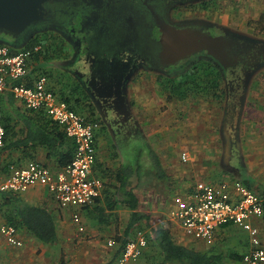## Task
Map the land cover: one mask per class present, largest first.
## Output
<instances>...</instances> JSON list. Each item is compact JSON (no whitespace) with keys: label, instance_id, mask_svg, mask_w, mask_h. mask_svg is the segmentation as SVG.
<instances>
[{"label":"flooded vegetation","instance_id":"1","mask_svg":"<svg viewBox=\"0 0 264 264\" xmlns=\"http://www.w3.org/2000/svg\"><path fill=\"white\" fill-rule=\"evenodd\" d=\"M195 1L55 0L44 4V18L21 37L0 34V43L22 48L34 38L52 36L62 44L64 53L59 47L56 50L65 58L55 67L69 76L72 96L88 97L79 106L98 118V147L106 132L117 137L115 124L131 120L128 117L134 109L128 96L132 89L139 90L141 83L153 76L180 82L186 74L206 67L212 78L207 85L215 100L216 80L223 81L221 126L224 122L230 128L226 140L237 144L244 137L241 121L250 87L257 78H264V35L251 31L249 25L221 24L202 16L201 5L185 6ZM165 28L200 32L206 36L207 47L171 62L164 52ZM132 125L141 129L137 120ZM219 139L223 142L221 135Z\"/></svg>","mask_w":264,"mask_h":264},{"label":"rangeland","instance_id":"2","mask_svg":"<svg viewBox=\"0 0 264 264\" xmlns=\"http://www.w3.org/2000/svg\"><path fill=\"white\" fill-rule=\"evenodd\" d=\"M190 4L197 7L201 5L202 16H209L214 21L221 22V24H240L244 26L242 28H247L246 26L249 25L251 26V31L257 30V32L260 31L264 35V0H197L195 2H187L185 6L187 7ZM113 29L117 30V27H111V30ZM45 41V37L42 38V42ZM52 53L60 56L55 52ZM57 70L61 71L62 68ZM197 71L199 76L205 78L203 83L204 89L195 94L191 89L187 88V97L185 98H180L179 90L175 92L171 90L172 86L174 84L177 85L179 81L170 83V80L166 79L156 80V76H153L148 82L146 80L143 81L139 90L132 89V94L128 96V103L130 107L133 104L132 109H134L132 110L134 114L132 113L128 117L131 120L125 119L121 124H115L113 130L116 127L118 128V133H114L117 137L114 139L111 137V134L106 132V135L102 136V143L98 147V159L101 161L102 166L106 167L109 171L107 177L103 178L106 186L113 185L112 183L115 181L114 174L122 166L130 165L134 170L136 168L137 170L140 169L141 174L139 177H133L130 181L132 185H135L134 187L140 199L141 206L139 211L154 217L153 223L149 224V222L143 221L141 228L137 229L146 232L147 235L149 234V228L157 224L166 225L174 229L173 224L167 219V210L170 206V201L175 196L183 195L187 191V187H191L195 182L201 180L219 182L225 177L221 175L224 168L220 165V158L223 157V153L222 141L219 139V135L222 136L223 140L229 139L228 135H231L230 128L224 126V122L221 126L225 87L223 81L218 78L216 81L219 88L217 87L216 89V95L222 96H216V100L213 99L214 95H212L207 85V81L209 79L212 80L211 76H209L210 70L206 67H200ZM66 74L62 72L58 75L53 73L54 79H51L52 76L49 77L47 75V77L49 85L57 93L63 90L66 95H71L68 90L69 76ZM201 77L197 78L200 80ZM74 96L83 97V99L78 101L79 103L88 99L87 96L82 94ZM72 100L75 102L76 99L74 100L72 96ZM128 115L129 113H127ZM133 115L135 116V121L139 122L142 130L133 127L132 122H135L133 121ZM129 121L131 123H128ZM241 123V136H244L246 139H252L255 142L240 143L242 151L244 147L248 149L254 145L255 147L258 146L256 145V141H259V145L264 144L263 77L257 78L250 87L245 114ZM174 126L177 127L171 128ZM214 128H217L216 132H214L215 130L210 131ZM172 129L180 132L175 136L170 135L171 137H167V131H172ZM216 134L218 138L214 137ZM210 139L212 140L210 141ZM255 139L257 140L255 141ZM214 142L216 143V152L210 153L209 147L213 146ZM227 144L232 149L238 148L239 145L230 141ZM225 146L226 144H224ZM260 147H263V145ZM149 148L162 157L166 179H158L155 176V170L152 167L154 161L150 159L152 152ZM183 151L188 152L187 160H183ZM262 154L264 157V150ZM226 156L227 154L224 155V157ZM236 161L240 165L241 161L236 158H233L231 162L237 164ZM231 178L235 177L232 175ZM241 178L252 181L244 170H242ZM130 214L131 211L128 208L122 207L117 209L112 216L108 217V222L102 225L94 223L95 221L93 222L91 219L86 221V230L92 237L86 235L85 238L91 240V242L94 240L93 242L96 241L101 245L97 246L100 252L98 253V250H95L97 247H94L90 250L91 252L93 251V254L89 253L88 260L86 259L82 264H117L119 260L114 261L115 251L119 247L116 236L124 235ZM261 222V236L264 243V221L262 220ZM174 223L179 226L178 222L175 221ZM178 226H175L172 232L177 233ZM179 230L181 231L179 235H182L183 230ZM229 231L232 232L231 237L226 238L220 244L216 243L214 245L224 255L222 264H247L242 259L231 258L230 254L242 255L240 252L244 250L243 245L246 246L247 240L245 238L248 237V233L237 226H232ZM236 237L243 239L245 244H241V241L238 239L236 243L233 242L232 240H235ZM109 239H115L116 245L114 247L107 245ZM74 243L76 244L75 241ZM76 247L82 253L84 249H88L86 245L83 246V249L78 244L75 245ZM155 248L154 256H157V261H160L163 257L162 253L158 246H155ZM249 249L244 252V255ZM73 258H75L74 261H77V256ZM140 262L143 261H136L135 264Z\"/></svg>","mask_w":264,"mask_h":264},{"label":"built area","instance_id":"3","mask_svg":"<svg viewBox=\"0 0 264 264\" xmlns=\"http://www.w3.org/2000/svg\"><path fill=\"white\" fill-rule=\"evenodd\" d=\"M38 45L34 51L40 50ZM32 50L13 52L10 46L0 44V95L10 91L25 107L44 110L60 124L76 145L73 160L65 167L54 169L37 162L12 165L9 175L0 182V214L2 193L23 192L42 185L47 188L61 209H74L73 221L84 231L80 210L96 203L105 187V181L96 168L98 158V123L73 110L49 85L47 75L40 74L32 86L24 81L29 72ZM5 145V128L0 123V151ZM186 158V155H183ZM171 217L188 236L204 242H213L217 232L228 226L244 229L250 239V249L243 260L247 264H264V243L257 220L264 221V194H260L240 180L220 183L199 181L193 189L174 197ZM7 242L22 246L17 229L11 224L0 225ZM113 240L109 241L112 245ZM147 237L139 231L129 240L119 258V264L136 260Z\"/></svg>","mask_w":264,"mask_h":264},{"label":"trees","instance_id":"4","mask_svg":"<svg viewBox=\"0 0 264 264\" xmlns=\"http://www.w3.org/2000/svg\"><path fill=\"white\" fill-rule=\"evenodd\" d=\"M45 40V42H42V38H34L30 43L22 48H10L13 52L31 49L32 59L35 62L43 60L45 63L50 61L53 50H56L54 44L59 47L58 49L62 53H64L65 49L62 47V44H59L55 37L45 36ZM38 45L41 46L40 50L34 51V48ZM38 66L39 65L32 69V74L40 71V74L51 76L48 69L42 68L45 69L42 70L41 67ZM197 77H201L198 75L197 70L186 74L180 78L181 81L178 82L177 85L174 84L172 86L171 90L173 92L179 90L180 98L187 97V88L191 89L192 92L203 90L205 78L201 77L199 80ZM22 81L23 80L17 82ZM208 81L211 80L209 79ZM173 82V80L170 81V83ZM27 85L32 86L33 83H27ZM197 87L199 90H197ZM52 89L55 90L54 88ZM55 92L57 91L55 90ZM58 94L60 99L67 102L73 110L86 115L89 120L94 122L98 120L94 112L82 111L79 106L80 103L78 102V100L82 98H79L74 102L72 100V96L66 95L63 90L62 92H58ZM216 96L220 97L222 95ZM0 98L6 101L7 106V109L0 110V123L5 128V145L0 151V182L4 177L9 175L12 165H21L20 161H14V158L12 160L11 155L14 152L21 153V157L16 160H20L22 158L33 159V152L45 149L48 152V156L46 157L47 161H49L50 158H54L52 160L54 163V169L65 167L73 160L76 149L75 142L66 134L63 127L56 121L52 120L44 110H34L29 109L24 105H17L15 103L16 99L11 92H6L3 95H0ZM149 149L152 152L155 176L158 179H166L165 171L162 167L160 158L153 152V150H151V148ZM50 162L51 161L43 162L41 164L50 166ZM96 168L98 173L100 172L99 175L102 178L107 177L109 171L106 167L102 166V163L98 158ZM139 171L132 169L130 165L122 166L115 174L117 182V186H115L116 191H112L109 188L110 190L106 193L105 199L107 209L115 210L118 205L121 204L126 206L131 211L124 235L116 238L119 242V247L115 251L114 261L121 257L126 243L131 238L134 230L141 228L143 221L146 223L150 221L149 215L143 214L139 211L140 199L136 195L133 187H131V176L133 175L138 178ZM107 187L111 186L107 185ZM116 195H119V197L121 196V198L117 199ZM17 196V193L14 192L2 193L1 198L3 206H9L12 205V203H15V206L17 207H14L12 211L10 223L15 225L17 228L25 229L30 235L34 236L37 240L43 243H55L58 240V229L53 213L46 207L21 204L22 202ZM96 210L100 214L98 215L100 217L99 220L103 222L105 219V208L98 206ZM102 214L103 216L101 217ZM150 233L153 235V239L160 248L163 256V261L159 264H222L223 262L224 256L222 254L213 253L210 250H197L193 247L178 243L172 235L171 230L164 225L153 227ZM149 239L150 238L148 237V240ZM232 258L242 259V257L238 254H234Z\"/></svg>","mask_w":264,"mask_h":264},{"label":"crops","instance_id":"5","mask_svg":"<svg viewBox=\"0 0 264 264\" xmlns=\"http://www.w3.org/2000/svg\"><path fill=\"white\" fill-rule=\"evenodd\" d=\"M4 44L8 45L7 43H4ZM10 47H12V46H10ZM54 47H55V49H57L58 46L54 45ZM53 52L58 53L56 50H53ZM64 58H65V56L63 57V55L57 56L56 54L52 53V58L50 59V61H48L46 63L43 60H39L38 62H35L32 59L30 64H29V72H28L27 76L25 77V79H23V81L25 82V84H27V83H31V84L33 83L34 84V81L38 77V75H40V72L37 71L34 74H32L31 71L37 65H39L38 67H41V69L42 68H45V69L48 68V71L51 73V76H52V77L51 76H49V77H51V79H54L53 73L58 75L59 73L62 72V71L57 70V68L55 67V64L61 63V61L64 60ZM7 92H10V91H7ZM3 94H1V95H3ZM73 97L76 100L79 98L83 99L82 96H73ZM15 103L19 106L23 105L17 99H16ZM216 107H217V105H216ZM2 109L3 110L7 109V106H6V101L2 100V98H0V110H2ZM224 126H225V123H224ZM175 127H177V126H174L171 128H175ZM179 132L180 131H175L174 129H172V131L168 130L167 131V137L175 136ZM256 140L257 139H255V141ZM247 142L252 143L254 141L252 139H249V138L246 139L245 137H243L242 141L237 143V144H239L238 148L235 147V149H232V148H229L230 146L227 144L228 143L227 140H223V142H221L222 143V153H223V157L226 154H227V156L224 158L223 157L220 158L221 159L220 165H221V167L224 168L221 175H224L225 177L222 178V180H220L219 182H209V181H205V182L217 184V183H220V182L225 181V180H228V181L240 180L243 183H245L246 185L253 188L258 193L264 194V157L262 154V151L264 150V144H262L263 147H260L262 145H259V141H256L257 142L256 145H258V146L255 147V145H254L252 148L250 147L248 149H245V147H244L243 151H242L240 143L243 144V143H247ZM101 143H102V141H101ZM215 144L216 143L214 142L213 146L209 147L210 153L213 151L216 152ZM224 144H226V146L228 148L226 146L224 147ZM151 150H153V149H151ZM153 152L155 153L154 150H153ZM47 153L48 152L45 149L42 151L39 150L38 152H33L32 158L35 160L23 159V158L20 160H16V159L21 157L20 152H14L11 156H12V160L14 158V161H20L21 165H26L27 163H29L31 161L37 162L39 164H41L43 162L51 161L49 167L54 168V163L52 161L54 158H50L49 161H47V158H46L48 156ZM155 154L158 155L157 153H155ZM187 154H188V152L183 151V155H186V158L185 159L183 158V160H187ZM158 157L160 158L161 163H162V167L164 169L162 157H160L159 155H158ZM233 158L240 160L241 161L240 165H239L238 161H236L237 164L232 163L231 161ZM150 159H152V156L150 157ZM222 160H225L226 163H225V161H222ZM121 166H122V164H121ZM152 167H153V165H152ZM120 169L121 168H119L118 170H120ZM242 170L245 171L246 175L249 176L252 181H250L248 179L246 180V179L241 178ZM164 171H165V169H164ZM115 174H116V172H115ZM115 174H114V177H115ZM138 174L140 175L141 172L139 171ZM165 175H166V171H165ZM232 175L235 178H231ZM133 177L137 178L136 176L132 175L131 179ZM197 182H199V181H197ZM197 182H195L194 185H192L191 187H187V191L185 193H187L188 191L193 189V187L195 186V184ZM112 184L113 185H111V190L116 191V187H115V186H117L116 178H115L114 183H112ZM114 184H116V185H114ZM131 185H132V182H131ZM134 186L135 185H132L131 187H133L136 195L138 196L137 190L134 188ZM109 188L110 187H107L105 185L103 192H102L101 196L97 199L96 203H94L90 207H87V208L80 210L81 215H82V221L81 222H82V225L84 226V231H79L78 225L73 221L74 209H68V210L67 209H61L59 204L56 202V200L50 194V192L47 190L46 187H44L42 185H36V186L29 188L26 191L18 192L17 197L22 202L21 204L46 207L53 213V215L55 216L56 222H57L58 240L55 243L46 244V243H43V242L37 240L34 236L30 235L25 229L16 227L18 236L23 241V245L22 246H14V245L9 244L6 240V238L0 232V264H82L83 261H86V259L88 260V254L89 253L93 254V251L91 252L90 250L93 249L94 247L100 246L101 244L97 243L96 241L93 242L94 240H92V242H91V240H87V238H85L86 235H90V233L86 230V221L88 219H91V220H93V222L95 221L94 223L102 225V224L108 222V217L112 216V214H114L117 209L122 208V207L123 208L126 207V206L119 204L115 210L107 209L105 197H106V193H108V191L110 190ZM116 196H117L116 197L117 199L121 198V196L120 197L118 195H116ZM138 198H139V196H138ZM173 200H174V198H173ZM173 200L170 201V206L167 210V213H168L167 219L171 222V224H173V228L175 229V226L177 227L178 225L176 223H174L175 220L170 215V210H171L172 206H174ZM15 205H16L15 203H12V205L3 206L2 212L0 214V225L11 224L10 218L12 216V211H13L14 207L17 208ZM17 206H19V205H17ZM98 206H102L105 208L104 222H101L99 220L100 217L98 215H100V214L96 210V208ZM140 206H141V203H140ZM102 216H103V214L101 215V217ZM149 219H150L149 224H151V222L153 223L154 217L150 216ZM261 221L262 220H257V224L259 225V227H260V224L262 223ZM11 225H13V224H11ZM158 225L159 224L154 225L153 227H156ZM13 226H15V225H13ZM164 226H166V225H164ZM153 227L149 228V234H148L149 238H150L149 240L147 237V233L144 232L146 234V237H147V245L144 248H142L140 256L136 260H130L127 264H135L136 261H141V260L143 261V262H140L142 264H159L163 261L162 259L160 261H157L158 260L157 256H154V250L156 249L155 246H157V244L153 239V235L150 233L151 229ZM166 227H168V226H166ZM231 227L232 226H228V227H225L223 229H220L217 232L216 237H215L213 242H204L203 240L194 239L193 237L186 235L184 233V231L182 232L183 233L182 235H179V233H181V231L179 230L181 228L179 226H178L179 229H178L177 233L172 232L174 229H171L170 227H168V228L171 230L172 235L174 236L175 240L178 243L184 244V245L189 246V247H193L194 249H197V250H204V248H206V250H210L213 253L221 254L214 247V245L216 243L220 244L226 238L231 237L232 232L229 231V229ZM139 231H142V230L135 229L134 234H132V236L129 240H134ZM93 234H95V233H93ZM99 235H102V234H99ZM90 236L92 237V235H90ZM151 236H152V238H151ZM117 237L118 236H116V238ZM179 239H182V240H179ZM237 239L241 241V244H245L243 239H241L240 237H236L235 240L233 239L232 241L236 243ZM245 239L247 240L246 246L243 245L244 250L242 252H240V254H242V255H239L242 257V260H243L244 252L246 250H248V248H250L249 236ZM109 240L107 241V245L110 247H114L116 245L115 239H113L114 243L112 245L109 244ZM74 241L76 242V244H78L80 246L81 249H83V246H85V245L88 247L87 250L84 249L85 253L80 252V249H77V247L75 248L76 244L74 243ZM90 242H91V244H90ZM208 247H210V248H208ZM95 250L96 251L98 250L97 251L98 253L100 252L99 247H97ZM96 251H95V253H96ZM74 256L75 257L77 256V261L76 260L74 261V259H75V258H73ZM230 256H231V258L233 257L232 254H230ZM83 257H84V259H83ZM119 258L116 259L115 261H118ZM140 263H138V264H140ZM117 264H119V262H117ZM172 264H174V263H172ZM175 264H177V263H175ZM180 264H182V263H180Z\"/></svg>","mask_w":264,"mask_h":264},{"label":"water","instance_id":"6","mask_svg":"<svg viewBox=\"0 0 264 264\" xmlns=\"http://www.w3.org/2000/svg\"><path fill=\"white\" fill-rule=\"evenodd\" d=\"M52 1L55 0H0V34L21 37L44 18V4ZM163 43L171 62L207 47L206 36L200 32L174 28H165Z\"/></svg>","mask_w":264,"mask_h":264}]
</instances>
